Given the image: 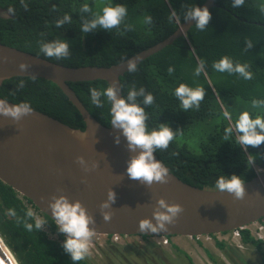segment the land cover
<instances>
[{
	"label": "trees",
	"instance_id": "trees-1",
	"mask_svg": "<svg viewBox=\"0 0 264 264\" xmlns=\"http://www.w3.org/2000/svg\"><path fill=\"white\" fill-rule=\"evenodd\" d=\"M206 0H0V5L12 17L0 18V42L69 67L86 65L108 67L163 41L186 21V14ZM210 19L203 30L195 24L172 44L140 62L133 71L120 79L122 98L129 91L143 89L153 101L143 103L137 95L135 103L144 109L146 131L168 127L172 139L167 147L154 149L155 155L183 181L200 188L216 189L221 177L239 176L248 181L264 170V142L257 147L237 142L234 125L239 113L247 110L252 118H264V0H215ZM88 11H83L84 6ZM121 5L126 15L120 24L104 29L97 26L88 32L82 25L101 14L104 6ZM68 19L59 27L57 21ZM150 17V23L145 18ZM55 41L68 45L63 57H48L41 46ZM229 58L233 66L246 65L251 73L244 79L236 72H218L214 63ZM203 62V69L196 68ZM171 69V72L169 71ZM184 83L201 88L203 98L198 107L181 108L174 95ZM89 112L103 125H111L112 102L103 94L110 87L105 80L69 82ZM100 92L99 106L92 102L91 91ZM0 97L16 104L44 112L61 122L79 129L85 121L63 90L54 82L37 77L17 76L4 80ZM253 101L260 102L253 107ZM227 111L230 118H225ZM227 137V138H226ZM31 211L32 216L27 213ZM12 213V214H11ZM37 215L45 226L36 228ZM31 224L29 230L25 225ZM0 235L19 264H97L90 256L74 262L63 248L66 234L53 219L42 213L29 199L0 180ZM143 243L117 244L111 236L103 249L108 260L104 264H196L192 256L178 250V258L153 240V236L138 235ZM170 237V236H169ZM171 238V237H170ZM242 242L258 252L257 264H264V244L242 230ZM231 264H249L236 245L217 241ZM236 247V248H235ZM110 250L111 253L108 251ZM210 253L214 264L220 258ZM234 253V254H233ZM256 253V252H255ZM131 254H134L130 256Z\"/></svg>",
	"mask_w": 264,
	"mask_h": 264
},
{
	"label": "water",
	"instance_id": "water-1",
	"mask_svg": "<svg viewBox=\"0 0 264 264\" xmlns=\"http://www.w3.org/2000/svg\"><path fill=\"white\" fill-rule=\"evenodd\" d=\"M215 5V0H206L200 8L209 10ZM12 16L0 5V18ZM194 24L195 20L188 18L163 41L108 67H69L0 42V86L17 76L50 80L63 90L85 121V128L79 129L31 107L19 118L0 112V180L55 223L52 205L56 199L78 202L90 217V231L99 236L195 237L229 232L264 217L263 169L243 182L239 198L226 190L200 188L183 181L154 152V160L166 169L163 181L146 183L130 178L128 163L141 150L129 149L122 129L100 123L69 85L105 80L116 97L122 98L120 78L129 71V64L137 66L185 35ZM0 105L20 104L0 97ZM161 200L180 208L162 228L156 219L157 213L166 212ZM143 220L156 231L141 229ZM0 264H19L1 235Z\"/></svg>",
	"mask_w": 264,
	"mask_h": 264
},
{
	"label": "clouds",
	"instance_id": "clouds-1",
	"mask_svg": "<svg viewBox=\"0 0 264 264\" xmlns=\"http://www.w3.org/2000/svg\"><path fill=\"white\" fill-rule=\"evenodd\" d=\"M241 3H243V0H234V6H239ZM83 11H88L87 5L84 6ZM125 15L126 9L121 5L104 6L101 14L82 25V31L88 32L97 26L104 29H111L119 25ZM185 18L195 20V27L203 30L210 19V12L207 8L194 7L186 14ZM67 19L68 17L65 16L64 20L57 21V26L59 27ZM150 21V17L145 18L146 23H150ZM41 52L48 57H63L68 54V45L63 41L47 43L41 46ZM213 67L218 72H236L243 76L244 79L251 78V73L246 70V65L237 64L234 67L232 61L227 57L221 58L218 62L214 63ZM134 69L135 65L130 63L129 71H133ZM202 69L203 62H200L196 68V74L199 75ZM169 71L171 72V69ZM103 94L112 102V125L122 129L130 150L137 148L141 150L128 163L127 173L130 178L139 179L146 183H151L153 180L163 181L166 175V169L158 161L154 160L153 151L154 149L167 147L168 142L172 139L173 133L168 127L163 125L159 129H154L151 132L146 131V115L144 109L135 103V97L137 95H143V103L149 105L153 101L152 95H145L143 89H141L139 93L134 90L129 91L126 99L117 98L112 87L105 89ZM174 95L179 98L181 108L187 110L194 106L198 107L199 102L203 98V91L199 87L191 88L184 83H180L175 88ZM99 96L100 92L97 90L93 89L91 91L92 102L97 104V106L100 103ZM259 104L260 102L253 101V107H257ZM30 110L29 105L26 103L12 107L0 105V112L11 115L14 118H19L21 115L27 114ZM223 115L225 118H230L227 111ZM233 128L239 133L237 142L242 146L257 147L264 142V118L260 115L252 118L247 110L242 111L236 118L234 125L226 129V133L230 134ZM216 187L221 191L226 190L233 193L238 198L243 195L244 191L243 181L236 175H232L229 178L221 176L216 181ZM109 198H112L111 194ZM160 205L166 208V212L156 214L158 225L162 228L164 226L163 222L171 220L180 211V208L178 205H165L163 200L160 201ZM52 211L59 230L67 235V238L63 242L64 250L71 255V259L74 262L84 260L89 253V238L93 235V232L88 227L90 217L86 215L85 210L78 202L70 203L64 197L56 199L52 205ZM27 215L32 216V212L29 211ZM105 219H107V215H105ZM41 224L42 221L37 219L35 222L36 228H40ZM25 227L31 230L32 225L27 224ZM140 228H150L152 231H156V227L148 220L141 221ZM216 242L214 243L216 244Z\"/></svg>",
	"mask_w": 264,
	"mask_h": 264
},
{
	"label": "rangeland",
	"instance_id": "rangeland-1",
	"mask_svg": "<svg viewBox=\"0 0 264 264\" xmlns=\"http://www.w3.org/2000/svg\"><path fill=\"white\" fill-rule=\"evenodd\" d=\"M181 238H183V236H173L169 238L168 245H162V248L165 249L168 253L173 254V256L176 257L175 258L176 260L178 258L177 249H180L189 253L194 259L196 264H214V262L210 258V253L208 252L210 251L211 253L215 254L216 257L220 258L221 261H223L222 264H231L228 260V257L225 256V253H223V251L220 248H218L214 243L216 241L213 240L211 242L213 245H211L210 247L207 246L205 247L202 241L197 240L196 238H192L194 240L193 242L199 245V247H197V245L195 246L193 242L186 243L185 241L182 242L177 241V239H181ZM107 240H108L107 237L99 236V235H92L89 238V253L87 256H90L91 259H94L97 262V264H104L106 260L109 259L108 256L105 255L106 252H104L103 250L107 248L106 247ZM134 240L143 243L142 238L140 236H122L120 240H118L117 244H126L131 241L133 242ZM153 240L160 242V237L159 238L154 237ZM236 246L241 252L240 255L243 256L249 262V264H257L259 254L257 251H255V249L251 247H246L244 244L241 247H239L238 245ZM108 251L111 253L110 250ZM132 255L134 254H131L130 256ZM114 261L117 264L119 263V260L116 259V257H114ZM108 264L111 263L109 262Z\"/></svg>",
	"mask_w": 264,
	"mask_h": 264
},
{
	"label": "built area",
	"instance_id": "built-area-1",
	"mask_svg": "<svg viewBox=\"0 0 264 264\" xmlns=\"http://www.w3.org/2000/svg\"><path fill=\"white\" fill-rule=\"evenodd\" d=\"M260 169H257V173L259 172ZM37 219L42 221L41 216L37 215ZM42 226H45V224L42 222ZM248 229L251 232V235L257 240H260L264 244V217H262L259 221L254 222L250 225H245L239 228H236L232 231L226 232V233H219V234H208V235H200V236H195L191 238H196L197 240H200L202 242H212L214 241H226L228 243H234L241 247L243 245L242 242V230ZM122 236L120 235H113L111 236L112 241H118L120 240ZM164 245L169 244V237L162 236L160 237V242Z\"/></svg>",
	"mask_w": 264,
	"mask_h": 264
},
{
	"label": "crops",
	"instance_id": "crops-1",
	"mask_svg": "<svg viewBox=\"0 0 264 264\" xmlns=\"http://www.w3.org/2000/svg\"><path fill=\"white\" fill-rule=\"evenodd\" d=\"M177 241H179V242H182V241H185L186 243H191V242H193L194 240L192 239V238H190V237H183V238H181V239H177ZM204 244V246L206 247H210L211 245H213L212 243H209V242H203ZM193 244H195L194 242H193ZM197 245V247H199V245L198 244H195V246Z\"/></svg>",
	"mask_w": 264,
	"mask_h": 264
},
{
	"label": "bare ground",
	"instance_id": "bare-ground-1",
	"mask_svg": "<svg viewBox=\"0 0 264 264\" xmlns=\"http://www.w3.org/2000/svg\"><path fill=\"white\" fill-rule=\"evenodd\" d=\"M113 242L117 243L118 241H117V242H116V241H113ZM158 244L161 245V246L164 245V244H162V243H158Z\"/></svg>",
	"mask_w": 264,
	"mask_h": 264
}]
</instances>
